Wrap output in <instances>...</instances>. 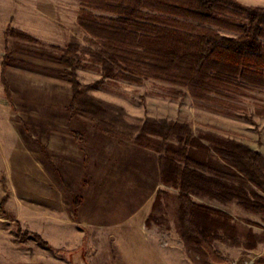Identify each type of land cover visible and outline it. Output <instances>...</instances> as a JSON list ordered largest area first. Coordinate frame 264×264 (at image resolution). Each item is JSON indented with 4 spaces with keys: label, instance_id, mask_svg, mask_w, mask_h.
<instances>
[{
    "label": "rangeland",
    "instance_id": "374dc122",
    "mask_svg": "<svg viewBox=\"0 0 264 264\" xmlns=\"http://www.w3.org/2000/svg\"><path fill=\"white\" fill-rule=\"evenodd\" d=\"M75 1L69 0L62 11L66 18L56 19L53 27L34 23L30 33L13 25L9 38L8 29L5 33L13 100L0 83V204L6 211L0 215V264H136L140 255L143 264H264V213L236 200L222 203L193 195L194 202L231 217L240 247L215 242L220 262L197 245L189 248L179 228L180 191L163 184L159 155L104 134L93 120L73 110L69 68L61 57L73 42L96 49L75 17L83 2L78 0L77 10ZM234 1L264 8V0ZM86 4L97 16L116 17L104 2ZM144 12L160 22H184L230 38L238 34L226 25H248L246 15L220 16L213 25ZM3 55L5 50L0 60ZM77 75L82 85L102 79L95 69H79ZM230 93L232 97L211 95L197 101L183 87L116 79L102 81L90 92L123 108L129 123L148 118L180 122L206 145L207 135L214 134L264 155V88L245 84ZM228 183L264 196V186ZM160 191L166 195L154 209ZM19 230L39 234L47 246L32 236L21 239ZM253 244L255 248H247Z\"/></svg>",
    "mask_w": 264,
    "mask_h": 264
},
{
    "label": "trees",
    "instance_id": "16d2710c",
    "mask_svg": "<svg viewBox=\"0 0 264 264\" xmlns=\"http://www.w3.org/2000/svg\"><path fill=\"white\" fill-rule=\"evenodd\" d=\"M97 1L108 4V10L116 17L93 14L86 3ZM82 2L78 24L96 49L73 42L61 57V63L69 68L73 110L93 120L104 134L127 139L159 155L163 184L180 191L179 228L185 245H197L220 262L214 243L223 241L240 247L238 232L230 225L229 215L194 202L192 196H208L222 203L236 200L245 208L264 213V196L255 191L250 195L228 183L234 180L262 188L264 155L214 134L207 135L210 145H206L180 122L148 118L129 123L123 108L97 99L90 92L109 79L138 84L156 80L186 88L197 101H206L211 95L232 97L230 92L245 84L264 88V8H247L234 0ZM144 11L213 25L219 24L220 16L246 15L248 25H226L238 34L237 38H230L184 22H160V18H152ZM11 33L8 29L6 37ZM83 68L98 71L101 81L82 85L77 71ZM7 70L5 59L2 82L12 102ZM165 195L158 192L154 209ZM75 206L79 208L77 202ZM0 215H6L2 204ZM152 220L153 215L148 226ZM18 234L23 240L32 236L47 246L39 234H22L20 230ZM255 244L247 248L253 249Z\"/></svg>",
    "mask_w": 264,
    "mask_h": 264
},
{
    "label": "crops",
    "instance_id": "0c3cea01",
    "mask_svg": "<svg viewBox=\"0 0 264 264\" xmlns=\"http://www.w3.org/2000/svg\"><path fill=\"white\" fill-rule=\"evenodd\" d=\"M66 2V4H64ZM69 0H0V50L1 55H3L0 60V83L2 84V65L4 62V58L7 55L6 49H8V45L5 39V33L9 26L15 25L22 29L23 31H28L30 33H34L31 30V25L37 23V25L43 24V26L47 25L48 27H53V23H56V19L63 18L67 16V13L63 14L62 11L68 8ZM76 9L78 10V0H76ZM75 17H78L76 14ZM48 19L50 22H47ZM52 20V22H51ZM54 20V21H53ZM25 26H24V25ZM47 28V27H46ZM36 35V34H35ZM7 70V75H8ZM3 93L6 96V90L4 85ZM149 216V215H148ZM146 220V219H145ZM126 241H129L125 237ZM136 264H143L141 260L142 256L140 255V260L135 256ZM139 261V262H138Z\"/></svg>",
    "mask_w": 264,
    "mask_h": 264
}]
</instances>
